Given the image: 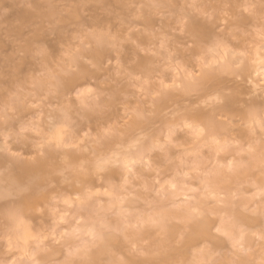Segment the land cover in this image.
<instances>
[{
	"label": "clouds",
	"instance_id": "9594fccd",
	"mask_svg": "<svg viewBox=\"0 0 264 264\" xmlns=\"http://www.w3.org/2000/svg\"><path fill=\"white\" fill-rule=\"evenodd\" d=\"M0 264H264V0H0Z\"/></svg>",
	"mask_w": 264,
	"mask_h": 264
}]
</instances>
